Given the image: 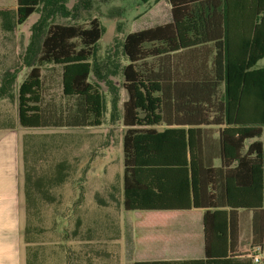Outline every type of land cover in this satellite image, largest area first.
Returning a JSON list of instances; mask_svg holds the SVG:
<instances>
[{"label": "trees", "instance_id": "16d2710c", "mask_svg": "<svg viewBox=\"0 0 264 264\" xmlns=\"http://www.w3.org/2000/svg\"><path fill=\"white\" fill-rule=\"evenodd\" d=\"M17 0V9H0V27L13 31L34 13L29 43L20 66L0 78V99H18L22 127L99 126L106 107L100 86L112 93V120L119 112L117 87L109 77L118 65L97 70L95 55L104 25L94 16L87 25L55 21L78 11L82 0ZM169 21L128 33L122 68L128 97L123 104V205L126 210L195 207L259 210L254 238L264 256V0H168ZM186 55V56H185ZM61 67L63 94L70 108L44 103L42 66ZM30 68L17 87L21 68ZM218 126L223 165L215 167L213 143L203 137ZM0 128H14L6 124ZM235 162V167L230 165ZM59 164L56 183L63 182ZM225 170V171H223ZM224 177L210 194L213 173ZM224 173V174H222ZM217 175V174H216ZM26 264H38L34 246L37 197L47 195L25 163ZM52 179V178H51ZM205 213L206 256L193 261H137L133 264H253L210 251V227L225 235L224 210ZM256 217V214H255ZM228 226V227H227ZM218 253V252H217ZM130 249L127 250V256Z\"/></svg>", "mask_w": 264, "mask_h": 264}, {"label": "rangeland", "instance_id": "374dc122", "mask_svg": "<svg viewBox=\"0 0 264 264\" xmlns=\"http://www.w3.org/2000/svg\"><path fill=\"white\" fill-rule=\"evenodd\" d=\"M75 2L70 0L67 5L72 8ZM170 7L168 0H82L76 13L55 17V21L62 24L87 25L94 16L101 20L105 29L97 46L95 62L101 72H104L103 64H111V68L119 66L117 73L109 72L117 87L119 112L112 120V93L104 81L92 74L90 80L100 86L105 96L101 125L22 128V192L25 163L47 191V195L37 197L36 214L32 219V223L37 224L33 249L37 252L38 264H98V258L103 255L98 250L97 241L98 203L100 199H117V184L121 183L124 167L123 136L126 127L122 117L128 94L121 73L127 63L122 51L123 40L132 31L167 23ZM38 17L39 13L32 14L13 31H3L0 27V78L7 70L20 66L30 40L31 26ZM258 66L264 67V58ZM29 70L28 67L20 69L16 91ZM61 72L58 65L42 66L44 103L52 109L70 108L74 103V99L63 94ZM6 124L21 126L18 123L17 95L12 99H0V126ZM59 164L63 166L64 180L56 183L53 180L59 176ZM88 170L91 172L89 184L85 183Z\"/></svg>", "mask_w": 264, "mask_h": 264}, {"label": "crops", "instance_id": "0c3cea01", "mask_svg": "<svg viewBox=\"0 0 264 264\" xmlns=\"http://www.w3.org/2000/svg\"><path fill=\"white\" fill-rule=\"evenodd\" d=\"M6 8L16 10L17 0H0V9ZM22 128L24 129L21 126L0 128V264H26V214L21 188L22 172L24 173L20 151ZM208 128L211 134L205 135L203 139L213 143V165L221 167L223 158L220 154L219 127ZM235 165L233 162L228 168ZM219 175L215 172L211 176L214 187H209L210 194H217L220 184L224 187L225 179L223 175ZM123 176L124 167L121 183L117 184V199H100L98 203L97 241L98 250L103 252L97 260L98 264L204 259L207 246V210H210V215L224 210L227 223L234 221V229L231 230L229 225L225 235L215 232L213 225L209 228L212 253L220 254L217 256L226 255L225 258L235 256L240 260L252 259L253 264H264L263 251L255 246L263 237L258 236L255 240L253 231L255 220L260 222L259 210L229 206L126 210L123 205ZM90 182L91 172L88 170L85 183ZM254 257H259L260 262H256Z\"/></svg>", "mask_w": 264, "mask_h": 264}, {"label": "built area", "instance_id": "2783aa9c", "mask_svg": "<svg viewBox=\"0 0 264 264\" xmlns=\"http://www.w3.org/2000/svg\"><path fill=\"white\" fill-rule=\"evenodd\" d=\"M256 262H260V258L259 257H254Z\"/></svg>", "mask_w": 264, "mask_h": 264}]
</instances>
